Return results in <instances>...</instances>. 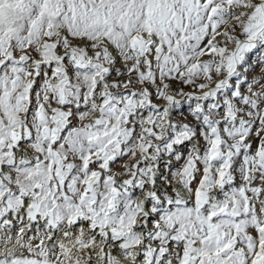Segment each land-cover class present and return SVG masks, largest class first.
Listing matches in <instances>:
<instances>
[{
  "label": "snow or ice",
  "instance_id": "1",
  "mask_svg": "<svg viewBox=\"0 0 264 264\" xmlns=\"http://www.w3.org/2000/svg\"><path fill=\"white\" fill-rule=\"evenodd\" d=\"M0 264H264V0H0Z\"/></svg>",
  "mask_w": 264,
  "mask_h": 264
},
{
  "label": "rangeland",
  "instance_id": "2",
  "mask_svg": "<svg viewBox=\"0 0 264 264\" xmlns=\"http://www.w3.org/2000/svg\"><path fill=\"white\" fill-rule=\"evenodd\" d=\"M258 55H259V52H253V53L250 54V57L251 56H258Z\"/></svg>",
  "mask_w": 264,
  "mask_h": 264
}]
</instances>
